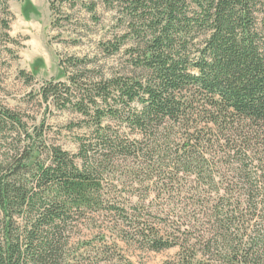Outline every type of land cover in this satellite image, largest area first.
Listing matches in <instances>:
<instances>
[{"label": "trees", "instance_id": "1", "mask_svg": "<svg viewBox=\"0 0 264 264\" xmlns=\"http://www.w3.org/2000/svg\"><path fill=\"white\" fill-rule=\"evenodd\" d=\"M121 1L104 52L131 42L128 71L75 56L67 82L42 87L84 117L77 152L0 105V264H133L119 242L178 248L164 264H264V169L249 148L264 139V0ZM121 167L147 192H114Z\"/></svg>", "mask_w": 264, "mask_h": 264}, {"label": "rangeland", "instance_id": "2", "mask_svg": "<svg viewBox=\"0 0 264 264\" xmlns=\"http://www.w3.org/2000/svg\"><path fill=\"white\" fill-rule=\"evenodd\" d=\"M121 0H7L0 2V105L19 111L31 131L44 132L48 142L75 153L78 136L88 135L84 117L77 111L61 108L52 99L45 101L42 87L49 83L67 82L61 64L71 57L93 59V70L112 74L128 71L131 42L111 57L104 52L105 44H112L123 33L119 25ZM55 4V12L52 5ZM71 69V68H70ZM113 126L117 127L115 123ZM254 164L264 169V139L254 137L249 146ZM252 154V152L250 151ZM262 157V164L258 158ZM121 169L118 187L114 192L130 194L147 192L132 186L133 178ZM116 183V182H115ZM117 186V185H116ZM157 204L156 202L154 203ZM180 203L169 208L179 209ZM87 240L96 243L99 235L89 229L83 231ZM93 234V235H92ZM115 235L109 234L112 242ZM110 246V245H109ZM121 255L133 264H164L174 259L178 248L160 252L127 246L119 242Z\"/></svg>", "mask_w": 264, "mask_h": 264}]
</instances>
